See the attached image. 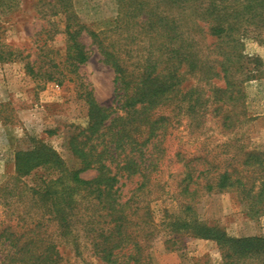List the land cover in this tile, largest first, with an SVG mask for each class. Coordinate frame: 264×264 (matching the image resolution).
<instances>
[{
    "label": "trees",
    "instance_id": "1",
    "mask_svg": "<svg viewBox=\"0 0 264 264\" xmlns=\"http://www.w3.org/2000/svg\"><path fill=\"white\" fill-rule=\"evenodd\" d=\"M56 1L67 16V53L64 63L54 67L62 66L66 73H61V79L49 75L48 81L61 85L67 75H77L88 62V52L79 41L86 31L105 63L114 69L115 99L111 107H103L89 94L85 97L89 105L87 125L69 141L72 155L80 162L79 170L69 171L51 148L40 143L17 152L14 181L20 182L39 169L55 179L41 176L35 188L24 186L19 199L30 192L34 204L25 216L17 218L29 224L24 230L21 227V232L16 225L0 233V264H65L58 245L44 237L45 223L50 222L55 223L62 238L75 236L74 229L80 225L102 263L152 264L146 251L155 238V229L146 199L153 192V177L160 173L163 141L174 120L186 117L201 127L211 108L223 129L236 131L243 115L238 110L242 111L247 98L244 84L255 78L261 65L258 59L243 55L237 35L243 37L252 29L263 31L264 36V0H116L114 31L123 38L118 45L107 43L106 37L81 24L68 5L70 0ZM161 8L163 14L174 9L192 12L196 19L193 29L225 43L224 48L214 51L221 59L204 60L194 39L186 37L181 21L164 16ZM27 69L37 76L32 66ZM188 74L209 85L213 79L224 85H210L211 95L206 99L204 89H185ZM191 163L184 165L178 186L176 199L181 212L192 218L201 189L207 195L234 192L250 218L264 214L261 152L245 153L240 170L230 163L224 168L206 161L202 168ZM87 171H94L96 176L81 178ZM121 180L134 184L127 195L121 192L125 185L120 186ZM173 227L175 232L185 230L196 238L216 242L223 264L264 262V237L232 238L223 229L198 220L177 219Z\"/></svg>",
    "mask_w": 264,
    "mask_h": 264
},
{
    "label": "rangeland",
    "instance_id": "2",
    "mask_svg": "<svg viewBox=\"0 0 264 264\" xmlns=\"http://www.w3.org/2000/svg\"><path fill=\"white\" fill-rule=\"evenodd\" d=\"M68 5L81 24L103 36L101 38L106 37L107 43L118 45L122 41V36L114 31L118 17L116 0H70ZM163 15L181 21L186 37L194 39L204 60H217L215 48H224L225 43L221 44L205 31L193 29L196 19L192 12L174 9ZM66 17L56 0H0V233L9 226L18 225V232L22 231L21 227L23 230L28 227L27 220L22 222L17 218L25 216L34 204L30 192L19 199L24 186L35 188L40 185L41 176L55 179L39 169L20 182L14 181L17 152L40 143L51 148L69 171L79 170L80 162L72 155L69 141L87 125L89 105L85 97L89 94L103 107H111L114 103V69L105 63L86 31L79 41L88 52V62L81 66L77 75H67L61 85L48 81L49 75L61 79V73H66L62 66L54 67L64 63L67 53ZM249 31L243 37L237 35V39L243 45V55L258 59L261 65L258 69L251 67L258 73L244 84L247 98L242 111L238 110L243 115L236 131L228 133L223 129L220 120L211 114L214 109L211 108L201 127L186 117L174 120L163 141L165 153L160 160V173L153 177V192L146 199L155 229V238L146 251L152 264H223L216 242L196 238L185 230L173 231L177 219L198 220L209 227L221 228L236 239L264 237V214L250 218L234 192L207 195L200 189L192 218L191 214L181 212L176 199L184 177V165L190 162V166H200L206 161L220 168L230 163L240 170L245 153L257 150L264 158V36L261 30ZM28 65L37 76L28 72ZM183 72H186L185 67ZM69 78L72 82H68ZM208 83L197 75L188 74L184 87L186 90L204 89V97L208 99L212 86L224 85L218 79L212 80V86ZM95 176L94 171L81 174L85 180ZM122 183L125 185L121 186ZM120 186L121 192L127 195L134 184L121 180ZM80 227L77 225L74 229L75 236L62 238L54 222L45 223L44 237L58 245L65 264H105L93 254L91 240ZM263 263L262 260L246 262Z\"/></svg>",
    "mask_w": 264,
    "mask_h": 264
}]
</instances>
